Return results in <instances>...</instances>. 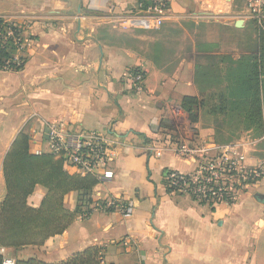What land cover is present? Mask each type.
<instances>
[{
    "label": "crops",
    "instance_id": "obj_1",
    "mask_svg": "<svg viewBox=\"0 0 264 264\" xmlns=\"http://www.w3.org/2000/svg\"><path fill=\"white\" fill-rule=\"evenodd\" d=\"M145 1L0 0V16L16 19L36 40L21 71L0 69V205L5 157L22 132L34 154L49 153L51 125L101 132L114 141L115 173L92 190L87 217L78 215L43 246L3 249L5 258L60 263L96 246L104 250V264H264V204L255 199L264 196V180L231 206L199 204L166 188L165 171L193 174L198 167L197 154L184 157L179 147L215 155L240 143L249 166L260 157L258 147L220 132L213 116L197 111L191 122L182 101L199 98L196 58L211 43L166 55L156 52L158 44L151 50L144 29L124 20ZM176 19L173 14L170 22ZM115 35L124 41H113ZM136 69L144 75L140 93L129 79ZM45 195L37 186L28 203L39 207ZM108 199L127 201L129 214L96 208ZM78 200L79 192L70 193L66 208L75 212Z\"/></svg>",
    "mask_w": 264,
    "mask_h": 264
},
{
    "label": "built area",
    "instance_id": "obj_2",
    "mask_svg": "<svg viewBox=\"0 0 264 264\" xmlns=\"http://www.w3.org/2000/svg\"><path fill=\"white\" fill-rule=\"evenodd\" d=\"M224 1L230 6H242L241 11L246 20L254 22L258 27L264 26V0ZM173 2L146 0L140 4L136 13L124 17V20L144 30H159L172 18ZM27 32L16 19L0 16V69L21 71L24 68L26 54L36 46V40ZM139 71L129 75L133 89L138 93L142 92L144 82L143 72ZM48 144L49 153L63 160L65 168L74 170L78 175H92L100 183L115 177L110 168L114 141L101 132L72 131L65 125H51L48 127ZM242 146L240 143L230 144L219 148L215 155L201 149L192 151L179 147L177 152L184 157L197 154L198 167L193 174L172 171L165 176L166 188L172 190L171 193L189 196L199 204L233 205L241 192L264 180V162L249 166ZM156 155L161 156V152ZM96 208L123 215L129 211L122 199L100 200L96 202ZM83 216L87 217V214ZM4 264L15 262L5 258Z\"/></svg>",
    "mask_w": 264,
    "mask_h": 264
},
{
    "label": "trees",
    "instance_id": "obj_3",
    "mask_svg": "<svg viewBox=\"0 0 264 264\" xmlns=\"http://www.w3.org/2000/svg\"><path fill=\"white\" fill-rule=\"evenodd\" d=\"M159 47L161 46L156 45L155 49L161 53L162 48ZM153 59L158 61L159 57L155 56ZM261 71L262 67L258 61L252 60L243 70V74L231 83V97L232 108L244 106L251 124L263 129L264 80ZM138 72L140 71L136 69L132 73ZM199 105L198 97L183 98L182 108L189 115L191 122L198 120L196 112ZM30 146V136L22 132L5 157L6 196L0 205V264H4L5 260L1 253L3 249L19 250L29 246H43L48 239L65 233L78 215L89 214L93 204L91 192L100 184L92 175H71L66 171L63 160L57 159L51 153L34 154ZM171 173L172 171H165V176ZM186 179L190 180L189 177ZM37 186H42L46 195L39 207H33L28 200ZM168 191L172 192L170 189ZM72 192H79L75 212L68 210L65 205L67 195ZM123 205L130 211L127 201H123ZM103 260L104 250L93 246L60 263H47L30 258L17 260L15 264H102Z\"/></svg>",
    "mask_w": 264,
    "mask_h": 264
},
{
    "label": "rangeland",
    "instance_id": "obj_4",
    "mask_svg": "<svg viewBox=\"0 0 264 264\" xmlns=\"http://www.w3.org/2000/svg\"><path fill=\"white\" fill-rule=\"evenodd\" d=\"M171 9L172 14L178 16L176 22H166L159 30L143 31L150 42L149 48L152 50L158 44L161 53L166 55L186 52L195 43L210 42L206 53L196 58L195 85L200 94L198 116L200 112L203 116H213L215 126L225 136L258 147V162H264V126L263 129L253 126L244 106L232 108L231 97V83L243 74L252 60L256 59L262 67L264 80V26L246 21L242 6H230L224 0H174ZM204 16H208V20L202 19ZM238 21H243L241 27L236 26ZM113 41L123 42L124 38L115 35ZM262 101L264 118V91Z\"/></svg>",
    "mask_w": 264,
    "mask_h": 264
},
{
    "label": "water",
    "instance_id": "obj_5",
    "mask_svg": "<svg viewBox=\"0 0 264 264\" xmlns=\"http://www.w3.org/2000/svg\"><path fill=\"white\" fill-rule=\"evenodd\" d=\"M242 25H243V21H238V22L236 23V26H237V27H241ZM255 199H256L259 203L264 204V196H263V195L258 194V195L255 197Z\"/></svg>",
    "mask_w": 264,
    "mask_h": 264
}]
</instances>
